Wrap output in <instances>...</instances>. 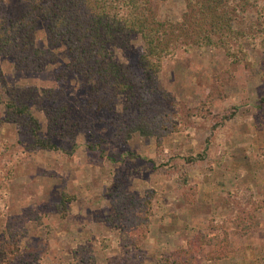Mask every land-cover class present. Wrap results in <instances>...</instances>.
I'll use <instances>...</instances> for the list:
<instances>
[{"label":"rangeland","instance_id":"obj_1","mask_svg":"<svg viewBox=\"0 0 264 264\" xmlns=\"http://www.w3.org/2000/svg\"><path fill=\"white\" fill-rule=\"evenodd\" d=\"M26 3L2 0V10L18 17ZM154 4L159 19L176 20L185 8L182 0ZM48 36L47 23L38 20L31 38L52 58L44 61L42 70H18L12 58L0 57V96L7 100L4 89H10L33 100L50 89L85 125L68 129L64 121L48 120L65 119L60 101L28 104L36 122L7 114L0 103V152L4 145H17L25 155L15 177L7 181V191L0 192V242L8 240L11 221L20 244L17 261L11 264H163L164 257L185 249L199 232L217 244L225 234L229 240L224 258H205L200 264H264V207L257 213L259 227L246 235L236 234L234 224L221 227L218 222L233 214L231 191L249 188L264 201L261 51H251V63L234 69L222 52L210 49L180 51L163 62L154 79L160 95L176 97L195 117H200L210 92L213 99L210 115L163 137L157 148L155 137L140 129L123 142L116 140L109 125L96 122V106L85 111L90 86L68 69L65 46H49ZM130 44L135 50L142 46L135 35ZM117 60L127 62L122 52ZM124 105L125 99L119 98L117 113ZM35 137L50 139L55 150L32 153ZM187 155L194 157L186 167L194 191L183 183L184 170L174 168H182ZM119 190L136 198L153 195L148 234L138 248L125 246L120 230L109 222L114 214L110 195ZM62 192L71 198L64 218L56 210ZM217 249L212 245L205 252Z\"/></svg>","mask_w":264,"mask_h":264},{"label":"trees","instance_id":"obj_2","mask_svg":"<svg viewBox=\"0 0 264 264\" xmlns=\"http://www.w3.org/2000/svg\"><path fill=\"white\" fill-rule=\"evenodd\" d=\"M184 11L174 19H159L154 0H27L18 17L7 16L0 0V57L13 59L15 68L23 71L42 70L45 60H50L48 50L35 46L31 36L38 20L47 23L48 44H62L69 59L68 69L83 77L89 84L90 97L85 111L96 106V122L109 125L114 138L123 142L134 130L147 131L156 139L157 148L163 137L183 130L196 118L210 115L212 94L202 102L200 113L195 117L185 111L181 101L174 96H162L156 90L154 79L163 62L173 59L180 51L219 50L226 58L228 67L251 63L250 52L261 51V67L264 70V1L260 0H182ZM138 36L142 46L132 49L131 36ZM122 52L127 62L117 60ZM7 100H2L7 114L19 115L34 121L28 104L60 101V96L50 89L32 97L4 89ZM25 96V97H24ZM26 100H24V98ZM125 99L120 113L115 106L119 98ZM31 100V101H30ZM27 103H26V102ZM29 101V102H28ZM61 102V101H60ZM61 113L65 119L48 117L54 123L66 122L69 129L84 126L81 117H73L70 106L62 101ZM184 112L186 117L180 115ZM46 113L49 114V111ZM51 115V114H50ZM27 116V117H25ZM64 118V117H63ZM58 120V121H57ZM56 121V122H55ZM19 145V144H18ZM20 146V145H19ZM32 153L38 149L55 150L50 139L35 137ZM24 152L17 145H4L0 152V192L7 191V181L13 179ZM187 155L183 169V183H187V168L194 162ZM192 191V192H193ZM5 201V194L1 195ZM114 214L111 226L119 229L125 246L138 248L146 239L153 215V195L142 198L128 196L119 190L111 194ZM233 214L220 222L234 224L236 234L246 235L259 227L257 213L264 201L254 197L251 189L228 193ZM62 192L56 210L61 218L66 215L70 202ZM4 209V207H3ZM9 221L8 240L0 242V264L17 261L20 244L16 230ZM199 232L189 239L185 249L163 258V264H200L208 258L221 259L229 252V240L225 234L219 244ZM217 246L209 255L208 246ZM213 254V256L211 255Z\"/></svg>","mask_w":264,"mask_h":264}]
</instances>
